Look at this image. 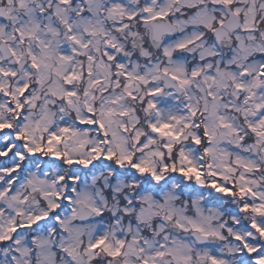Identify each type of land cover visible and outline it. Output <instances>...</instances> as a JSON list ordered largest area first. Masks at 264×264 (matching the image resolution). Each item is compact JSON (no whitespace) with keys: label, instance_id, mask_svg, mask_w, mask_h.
<instances>
[{"label":"snow or ice","instance_id":"1","mask_svg":"<svg viewBox=\"0 0 264 264\" xmlns=\"http://www.w3.org/2000/svg\"><path fill=\"white\" fill-rule=\"evenodd\" d=\"M0 264H264V0H0Z\"/></svg>","mask_w":264,"mask_h":264}]
</instances>
